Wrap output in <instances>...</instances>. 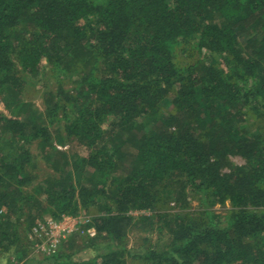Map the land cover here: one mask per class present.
Listing matches in <instances>:
<instances>
[{
	"label": "trees",
	"instance_id": "1",
	"mask_svg": "<svg viewBox=\"0 0 264 264\" xmlns=\"http://www.w3.org/2000/svg\"><path fill=\"white\" fill-rule=\"evenodd\" d=\"M1 100L0 254L84 214L61 264L79 241L110 242L90 264H264V0H0ZM136 219L167 242L127 250Z\"/></svg>",
	"mask_w": 264,
	"mask_h": 264
},
{
	"label": "rangeland",
	"instance_id": "2",
	"mask_svg": "<svg viewBox=\"0 0 264 264\" xmlns=\"http://www.w3.org/2000/svg\"><path fill=\"white\" fill-rule=\"evenodd\" d=\"M50 88V89H49ZM48 90H55V86L53 85V80L46 79L44 76L39 77L38 79H31L30 77L27 79V86L23 95V100L26 102H29L32 104L35 109H37L39 112H42L45 109V103H44V96ZM0 111L4 113L5 115L9 116L10 113L6 106L4 105V102L2 100L0 101ZM57 128V126L55 127ZM57 135L56 133L53 134V143L54 145L65 151H69L74 144L69 143V141L66 138V135L63 134ZM33 150V153L37 156L38 164H40V167L42 170L45 168V162L42 160L41 152L37 145H33L31 147ZM77 149V148H75ZM83 153V151H82ZM72 154V153H71ZM231 161L238 166L245 165V160L238 156H233L231 158ZM42 174H40V179H44L46 177L47 173H44L42 171ZM51 171V170H50ZM194 208H197L198 201L192 202ZM230 207L228 204L226 208L217 205L215 210L217 213L226 215L227 209ZM145 215H151L150 212H143ZM88 215V213H87ZM141 215V214H140ZM140 215H138L140 217ZM79 216L83 217L85 219L86 215L80 214ZM136 214L137 219L139 218ZM49 217V216H48ZM136 219L135 226L133 229L129 232L128 238H127V250H130V252L137 254V253H143V251L146 250V248H150L151 245L158 244V245H164L168 239V232L163 231L160 232V230L157 228V226H154L152 224H140L138 223ZM155 222V220H154ZM38 225H35L32 227V230L34 227H37ZM21 229L24 230L22 227ZM31 230V231H32ZM30 231V232H31ZM30 234V233H29ZM28 234L27 241L31 243V250L30 255L27 259H25L24 262H18V259H16V256L14 255L16 251L19 249L20 245H16L15 248L6 254H0V264H61V262L55 257L58 252H63V245L59 247L58 252L55 254L50 255L44 252L45 249H48V240L44 239L43 241H35L31 238V235ZM26 240V239H25ZM45 241V242H44ZM77 243V242H76ZM82 241H79L77 245H75L74 248L65 249L64 252H66V255L71 256L70 258L63 257L61 261L65 264L66 262L69 263H76V264H90L94 260H98L102 253H104V248L108 246V241H102L101 247L94 248V247H86L85 245H82ZM45 248V249H44ZM112 248L116 249V245L112 244ZM44 249V250H43ZM132 261V260H131ZM129 264H136L135 261H132V263L129 261Z\"/></svg>",
	"mask_w": 264,
	"mask_h": 264
},
{
	"label": "built area",
	"instance_id": "3",
	"mask_svg": "<svg viewBox=\"0 0 264 264\" xmlns=\"http://www.w3.org/2000/svg\"><path fill=\"white\" fill-rule=\"evenodd\" d=\"M143 214V212H133L136 216ZM90 222V218L85 219L81 216L64 215L60 219H53L48 217L45 224H40L34 227L30 232L31 238L35 241L48 240V249H43L44 252L50 255L58 252L62 242L75 233H81L82 227ZM90 237H95L97 232L94 227H89L86 232ZM45 242V241H44Z\"/></svg>",
	"mask_w": 264,
	"mask_h": 264
}]
</instances>
